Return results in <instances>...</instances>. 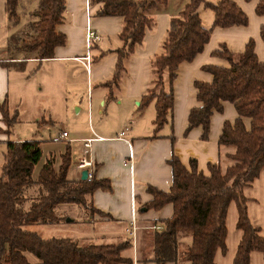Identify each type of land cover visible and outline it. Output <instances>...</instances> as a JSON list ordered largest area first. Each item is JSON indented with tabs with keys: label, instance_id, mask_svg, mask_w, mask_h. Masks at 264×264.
I'll use <instances>...</instances> for the list:
<instances>
[{
	"label": "crops",
	"instance_id": "0c3cea01",
	"mask_svg": "<svg viewBox=\"0 0 264 264\" xmlns=\"http://www.w3.org/2000/svg\"><path fill=\"white\" fill-rule=\"evenodd\" d=\"M188 1L155 2L147 11L153 20L152 26L145 29L142 42L125 58V71L118 85L108 87L104 83L111 80L115 71L118 61L116 50L123 46L119 37L123 27L122 16L97 15L103 4L100 0H64L65 11L58 31L65 34L66 42L55 47L53 57L39 61L33 55L24 56L7 49L11 34L27 32L29 13L36 9L38 0H19L21 19L16 26L9 25L5 0H0V57L7 62L0 61V104H5L10 114L20 112L21 118L27 120L32 129L35 123L34 132L62 120L68 126L69 118L73 122V116L84 111L87 123L82 130H77L74 124L72 129L64 127L68 132L66 138H58V133L50 135V142L59 143L61 148L59 151H49L46 158L54 157L57 169L60 154L69 146L71 167L68 175L71 179H80L83 169L76 167V160L81 153L82 140L102 137L92 141L88 158L94 164L92 175L96 179H108L111 184L110 191L96 189L88 198L89 204L101 214L88 212L80 205H62L57 213L64 219L54 224H36L39 230L36 232L47 236L41 235L43 238H50L48 236L56 232L53 227H58L62 222H73L78 225L77 228H65L52 237L79 240L81 245L83 242L85 245L116 244L128 240L131 254L121 255L130 261L122 264H156L152 251L153 233L157 230L154 227L161 226L163 220L172 216L173 206L167 203L158 210L145 207L153 199L148 186L169 191L172 185L169 160L172 156L177 157L188 169L189 161L193 160L196 171L204 175H208L209 164H219L221 169L226 166L223 154L230 149L219 147L217 140L223 122H232L236 112L232 103L222 102L221 111H213L209 116L205 140L200 138L199 126L185 132L189 110L200 105L195 98L193 83L211 81L212 75L202 66H228V61L216 54L222 48L235 55L241 53L246 43L251 41L256 59L264 62V40L260 35L261 28H264V14L258 15L254 11L259 0H228L246 15V23L226 27L213 26L214 12L205 5L216 4L220 0H201L195 13L201 27L210 29L209 37L202 50L190 61H182L177 65L173 80L172 113L157 137H151L155 117L154 102L142 110L138 108L141 97L151 84V62L162 51L170 19L178 16ZM87 28L100 36L99 40L91 41L90 46L87 42ZM245 123L248 124L247 119ZM13 126L7 134V126L0 112V172L7 141L36 140L41 151L44 146L35 136L24 139L15 137ZM126 128L124 138H118V134ZM37 176L38 173H33L32 179L36 180ZM243 195L246 197V212L251 224L259 227L264 234L261 174L243 188ZM231 205L235 206L234 202L228 205L227 213ZM66 218L71 221H66ZM31 226L28 228L33 230ZM225 226L226 251L214 252L215 264H231L241 235L234 223V230L231 231L233 239L227 244V222ZM179 241L189 244L190 236L182 233ZM28 257L31 262L36 261L32 256ZM165 264L188 262L180 260ZM249 264H264L261 253L250 252Z\"/></svg>",
	"mask_w": 264,
	"mask_h": 264
},
{
	"label": "trees",
	"instance_id": "16d2710c",
	"mask_svg": "<svg viewBox=\"0 0 264 264\" xmlns=\"http://www.w3.org/2000/svg\"><path fill=\"white\" fill-rule=\"evenodd\" d=\"M99 16H122L123 27L119 34L123 46L117 51L118 61L108 87L117 86L125 71L124 60L134 47L142 42L145 29L153 20L147 11L156 1L164 0H100ZM201 0H189L178 16L170 19L162 51L151 62V84L140 99L139 110L154 102L153 133L168 121L174 104L173 80L175 69L182 61H190L207 42L210 29L201 27L195 9ZM19 0H5L9 25L19 24ZM214 12L213 26L244 25L246 15L233 2L220 0L205 4ZM65 11L64 0H38L30 12L27 32L11 34L8 51L24 56L33 55L39 61L53 57L55 47L64 45L66 36L58 31ZM264 14V0L254 9ZM264 40V28L260 30ZM228 61L227 67L206 65L202 69L212 75L210 82L194 81L195 98L199 106L189 110L185 132L201 128L200 138L208 134L209 116L220 112L221 103H232L236 117L225 121L217 140L219 147L229 148L223 154L227 164L208 165V175L197 172L193 160L189 169L172 156V185L169 191L148 186L153 199L147 208L160 209L167 203L173 214L163 220L161 229L153 233V254L156 264L186 261L188 264H215L214 252L225 253V219L230 202L236 206L235 228L241 235L231 264H249V255L258 251L264 258V234L251 224L246 212L243 188L262 175L264 189V62H259L248 41L239 54L225 48L216 52ZM26 58V57H24ZM4 63L6 61H3ZM7 63V62H6ZM112 96V94H111ZM6 133L18 120L17 112L10 114L5 104H0ZM248 120L246 125L245 120ZM42 151L36 140L7 141L0 172V264H122L129 258L121 252L130 247L128 240L116 244L81 245L68 237L43 238L28 227L36 224H54L64 219L57 210L66 204L94 209L88 198L96 189L110 191L108 179H71V152L69 146L60 154L56 169L54 157L42 163L36 180L32 179L35 165ZM190 236L189 244L179 241L181 234ZM28 256L35 258L31 262Z\"/></svg>",
	"mask_w": 264,
	"mask_h": 264
},
{
	"label": "rangeland",
	"instance_id": "374dc122",
	"mask_svg": "<svg viewBox=\"0 0 264 264\" xmlns=\"http://www.w3.org/2000/svg\"><path fill=\"white\" fill-rule=\"evenodd\" d=\"M85 97H87L86 93H85ZM18 112H19V109H18ZM21 117H22V114H20V112H19L18 113V119L20 121L18 123H16V125L13 126V128H14L13 135L15 137H18V138L22 137L23 139L35 136L36 138H38L42 141V144H44V146L42 147L41 159L35 165L33 173H38L39 168H40L41 164L44 162L46 155L49 153V151L55 152V151H59L61 148V145H58L59 143L50 142V139H49L50 135H53V133L57 134L58 132L62 131V129H63V131H65V128L69 129V127H70L72 129V128H74V124H75V126H77V130H82V128L85 127L86 123H87L86 118L84 116V111H82V112L76 114L75 116H73L74 117L73 122L71 121L70 118L68 119V123H69L68 126L66 125V122L64 120H62L61 122L54 123V125H48L49 127H47V128L40 127L38 131L34 132L35 131V123H34V128L32 129V125H29L28 121L23 120ZM54 129H55V132H54ZM73 131H72V133H73ZM87 204H89V203H87ZM235 220H236V208L234 205H231V207L229 208L228 213L226 215V222H227V227H228L227 244L229 242L231 243V241L233 239L231 231L234 230L233 225L235 223ZM226 222H225V225H226ZM77 226L78 225H76L73 222H62L58 227H53V229L56 232L53 231L52 234H50L48 237L57 236L59 234V232L64 231L65 228H68V227L69 228H77ZM31 228H33L34 231L38 230L37 225L31 226ZM41 235L43 236V234H41ZM43 237H47V236H43ZM76 242L79 244L82 243L79 240H77ZM82 245H85V242H83ZM131 251H132L131 247H127L121 253H122V255H129V254H131Z\"/></svg>",
	"mask_w": 264,
	"mask_h": 264
},
{
	"label": "built area",
	"instance_id": "2783aa9c",
	"mask_svg": "<svg viewBox=\"0 0 264 264\" xmlns=\"http://www.w3.org/2000/svg\"><path fill=\"white\" fill-rule=\"evenodd\" d=\"M87 42H88V46L91 45V41L93 40H99L100 36L95 33L93 30H91L90 28H87ZM88 59V56L86 57ZM0 61H6V59L1 58L0 57ZM126 130H122L119 134H118V138L123 139L124 135L126 133ZM68 135V133L66 131H60L58 132V138H66ZM95 139H102V137H98L96 136L95 138H87L82 140V149H81V153L79 155V157L76 160V167L79 169H86L87 170V180H90L92 178V172H93V168H94V164L93 161L88 158V152H89V148L91 147L92 141ZM154 228H156L157 230L161 229V226H155ZM134 227L132 226V231H133Z\"/></svg>",
	"mask_w": 264,
	"mask_h": 264
},
{
	"label": "water",
	"instance_id": "95a60500",
	"mask_svg": "<svg viewBox=\"0 0 264 264\" xmlns=\"http://www.w3.org/2000/svg\"><path fill=\"white\" fill-rule=\"evenodd\" d=\"M86 178H87V170H86V169H83L82 172H81V177H80V179H81V180H85ZM66 221H71V219L66 218Z\"/></svg>",
	"mask_w": 264,
	"mask_h": 264
}]
</instances>
